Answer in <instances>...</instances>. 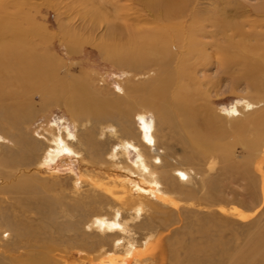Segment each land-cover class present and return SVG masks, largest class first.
<instances>
[{"label":"bare ground","instance_id":"1","mask_svg":"<svg viewBox=\"0 0 264 264\" xmlns=\"http://www.w3.org/2000/svg\"><path fill=\"white\" fill-rule=\"evenodd\" d=\"M57 1L65 8L70 20L68 36H65L64 26L58 25V34L63 40L67 37L71 42L68 49L89 43L119 66L126 65L130 69L149 67L146 73L152 72V76H143L144 80L138 83L128 80L119 91L124 93L125 99L122 96L110 108H105L109 106L102 100L111 98H101L87 87L79 88L71 81H62L51 69L54 59L38 50L37 41L42 39L43 43H47L53 39V34L29 37L16 23L20 14L25 15L23 11H0V85H3L1 82L5 83V87L27 85V89L26 86L24 88L28 99H32V94L39 93L42 99L61 100V104L74 117L86 115L103 120L113 116V107H116L129 120L133 110L140 108L137 116L142 121V127L138 126L137 136L131 125H121V130L118 129L120 135L111 123L101 126L99 130V135H103V128L108 127L109 134L117 140L107 156L108 165L104 171L110 170L113 174V170H117L125 176L114 180L111 185H101L121 207L130 205L128 208L133 213L131 221L138 220L149 204L142 201L140 191L151 195L163 207H172L176 211L182 209L183 205L171 195L172 192L184 194L193 201L188 202L192 206L210 207L224 201V196H219L217 184L225 180L226 184L229 182L233 197L230 206L217 205L219 212L213 211L217 215H203L206 223L197 224L194 231H185L183 236L189 234V242L182 240L183 236L178 240V243H185L181 256L178 253L180 245L176 249L170 245L164 248L159 235L148 234L139 242V246L132 238L123 236L114 239L112 252L107 253L105 248H101V256L104 254L107 259L102 257L95 264H146V259L153 261L156 256L158 260L151 264H166L168 257L172 264H264V225L255 223L252 232L243 237L235 231H228L231 224L241 227L239 223L245 222L249 225L260 214L261 209L253 213L244 211L246 199L258 202L260 195L259 204H264V160H261L264 157V0L237 1L232 3V7H236L232 10V7L225 10L218 6L220 1L230 5L229 0H208L211 1L210 5L203 7L197 6L200 0H131L127 6H120L119 0ZM14 3L13 6L18 2ZM213 4L218 5L212 7ZM237 17L239 19L235 20ZM75 20L79 24H75ZM102 26L105 30L97 43L91 42L93 38L90 41L78 34L79 27L92 31ZM213 57L218 63L217 76L214 74V77L205 73ZM229 77L232 80L228 82V90L234 91L242 83L248 94L224 112H215L208 105L209 89H202L201 85L214 87ZM4 93L0 96H13L12 93ZM66 93L68 98L63 97ZM200 99L198 103L196 100ZM121 100L125 101V109L118 105ZM147 111L154 114L155 127L144 119ZM21 118V115L8 113L2 115L1 122L5 125L7 121V125L17 128ZM88 122L89 119L84 124ZM156 123L162 129L164 127L167 133H172L188 150V160L198 158L207 165V169L216 170L214 176L203 178L200 182L207 195H198L195 189L184 190L183 183L190 182V167L189 171L180 168L165 159L168 158L166 154L153 152L162 146L158 145L156 139ZM53 127L46 129L48 137L44 139L48 147L44 157L55 159L61 153L79 156L80 152L75 150L72 139L78 137L77 134L66 132V129H63V134L59 128L55 131ZM21 137V134L14 138L4 134L2 139L16 145ZM84 137V142L79 138L78 143L88 146L93 142L90 131ZM236 146H240L241 153L236 154ZM129 147L136 152L134 161L129 160L127 155ZM119 157L124 158L126 165L117 162ZM234 183L243 186L236 189L232 187ZM154 203L153 206L157 204ZM184 213L180 217L183 224L199 215L193 208ZM85 226L109 234L116 230L122 233L128 231V221L116 220L115 217L108 220L102 215L89 219ZM15 230L17 237L28 234L19 228ZM242 238L241 242L236 243ZM120 247L123 251L117 256L116 250ZM83 254L86 255L85 252Z\"/></svg>","mask_w":264,"mask_h":264},{"label":"rangeland","instance_id":"2","mask_svg":"<svg viewBox=\"0 0 264 264\" xmlns=\"http://www.w3.org/2000/svg\"><path fill=\"white\" fill-rule=\"evenodd\" d=\"M237 1L248 2V0H229L230 5L220 1L219 5L213 4L211 6L218 5L222 9L226 10L227 8L228 10ZM54 2L56 4L52 5ZM13 3L14 5L17 4L13 6ZM118 3L121 4L120 6H127L131 4V0H119ZM209 3L211 1L200 0L197 6L203 7L210 5ZM235 8L232 7L231 10ZM0 11L1 13L2 11L3 13L23 11L25 15L22 14V16L24 15V17L22 18L20 14L16 19V23L29 37L53 34V39L47 43H43L42 39L39 38V41H37L38 50L45 52L47 56L49 55L54 59L51 69H54V72L61 77L62 81H71L79 88L87 87L101 98H111L112 100H102L109 106L105 108H110L119 101V98L124 97V93L121 94L119 91H121V87L128 80L132 83H138L140 80H144L145 76H152V72H149L150 74L146 73L150 70L149 67L130 69L126 65L119 66L116 62L107 58L98 47L89 43H83L78 47L75 46V49L72 47L74 50L68 49V45L71 42L68 41L67 37L63 40L58 34L59 24L64 26L65 36L70 34V27H68L70 24L69 16L60 1L1 0ZM229 14L233 15V13ZM238 19V17L235 18V20ZM75 24H79V21L75 20ZM101 28L88 31L79 27L78 34L90 41L93 38L91 42L97 43L103 34V30H105L103 26ZM262 30H264V27H262ZM122 33L126 34L125 31H122ZM202 39L206 40L207 38L203 37ZM208 52L212 53V50L209 49ZM216 66H218V63L213 57L205 73L207 74L208 72V75L211 74L210 76L213 77L214 74L217 76ZM142 70L145 71V74ZM231 80L230 77L225 78L214 87L201 85L202 89H209L208 105L214 109L213 111L222 113L224 110L229 109L238 99L241 102L242 97L248 94V90L246 91L242 83L234 91L228 90V82ZM1 83L4 87L0 85V95L2 92H9L13 96L7 98L0 96V135L2 133L0 137V264H95L100 262L102 257V259H107L104 254L101 256V248H105L107 253L114 250V239L122 238L123 236L132 238L136 245L139 246V242L152 234L161 237V245H164V248L170 245L173 249H176L180 245L178 253L181 256V249L185 247V243H178V240L185 234V231L190 229L194 231L197 224L206 223L203 220L205 218L203 215L212 214L213 211L219 212L217 205H221V203L226 206L231 205L230 201H232L233 197L230 193V187H228L229 182L226 184L225 180L217 184L219 196H224V201L210 207L192 206L188 203L191 200H188L184 194L172 192L171 195L180 201V205H183L182 209L176 211L172 207H169L171 209L163 207L157 200L151 198V195H145V192L140 191L139 194L142 197V201L152 206L148 204V207L145 208L138 220L134 219L131 221L133 213L129 209L130 205L121 207L116 202L115 197L106 193L103 190L104 186L101 185L102 183L111 185L114 180L118 181L120 178H125V176L117 170H113V174L110 170L108 172L104 171L108 165L107 156L117 144V140L109 134L108 127L103 128L105 131L103 135H99V130L101 126L104 127L111 123V125L115 126L117 134L120 135L121 133L118 129L121 130V125H131L137 136L138 126L142 127V121L137 116L139 114L137 111L140 108L133 110L129 120H126L124 118L125 115L123 117V114H121L122 110L116 107H113L114 115L105 117L103 120H95L91 116L86 115H75L74 117L61 104V100L42 99L38 95L39 93H35L36 95L32 94V99L30 100L27 98L28 94L25 91L27 85L5 87V83ZM30 87L28 86V88ZM63 97L68 98V94H64ZM201 100L196 101L199 103ZM118 105L122 109L126 108L124 100H121ZM151 112L147 111L144 119L150 121L155 127L156 119ZM8 113L12 114V116L21 115L22 118L19 120L17 128L7 125V121H5V125L1 122L2 115H8ZM87 119L90 122L85 125L84 122ZM52 125H54V130L59 128L63 134H65L63 129H66V132H75L77 134L78 137L72 139L75 150L80 152L79 156L61 153L55 159L44 157V152L48 147V143L44 139L48 137L46 129ZM156 125V139L158 145L162 144V146H160L161 149L153 150V152L162 155L166 154L168 158L165 159H169L180 168H187L189 171L190 167V182H184L183 180L184 190L195 189L198 195H207L206 189L200 187V182L203 178L208 179L214 176L216 170L207 169V165L198 158L188 160V150L186 151L181 146L172 133L169 134L164 127L162 129L157 123ZM87 131L92 133L93 142L91 143L92 145L85 146L86 144L78 143V140L81 138L82 142H84V134ZM4 134L12 138L21 134L22 137L14 145L10 140H8L9 142L7 140L3 141L2 136ZM240 150V146L235 147L236 154L241 153ZM135 154L136 152L132 147L127 149L129 160L134 161ZM123 159V157H119L117 162H122L126 165V161ZM261 160H264V157ZM216 166L222 165L216 164ZM12 170L16 174L15 172L13 174ZM217 182L219 181L217 180ZM242 183H245V181ZM242 186L243 184L234 183L232 187L240 189ZM131 197L133 198V196ZM258 197V202H254L250 198L246 199V203L243 206L244 211L247 213L259 212L261 209L260 214L256 213L258 214L256 220L249 225H246L245 222H240L241 227L231 224L229 232L235 231L239 236L243 237V235L245 236L247 233L252 232L256 226L255 223L264 225V204L260 206V195ZM151 201L157 204L153 206ZM189 208H193L199 215L194 220H188L190 221L189 223L185 220L186 223L183 224L182 221L180 222V217ZM97 215H102L108 220H113L115 217L116 220L128 221L129 232L122 233L116 230L113 234L101 233L85 226L89 219ZM18 228L27 231L28 234L17 237L15 229ZM30 233L34 236L29 235ZM188 235H184L182 240L185 239L186 242H189ZM241 240L243 238L236 240V243L241 242ZM121 251H123L122 247L116 250V255H121ZM84 252L86 253L85 256ZM157 253L158 249L155 250V255ZM157 260V256L153 261L146 259V264H151ZM166 264H172L170 257L167 258Z\"/></svg>","mask_w":264,"mask_h":264}]
</instances>
